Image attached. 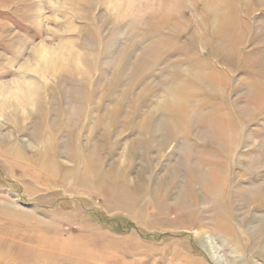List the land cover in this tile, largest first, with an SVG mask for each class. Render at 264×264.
<instances>
[{
    "label": "rangeland",
    "instance_id": "obj_1",
    "mask_svg": "<svg viewBox=\"0 0 264 264\" xmlns=\"http://www.w3.org/2000/svg\"><path fill=\"white\" fill-rule=\"evenodd\" d=\"M1 101L0 264H264V0H0Z\"/></svg>",
    "mask_w": 264,
    "mask_h": 264
},
{
    "label": "bare ground",
    "instance_id": "obj_2",
    "mask_svg": "<svg viewBox=\"0 0 264 264\" xmlns=\"http://www.w3.org/2000/svg\"><path fill=\"white\" fill-rule=\"evenodd\" d=\"M39 88L40 86L37 83L29 82V84H23L18 86L17 90V105L15 101L14 109L17 110V106H23L22 108L37 106V99L39 95ZM13 101H1L0 102V114L4 113V108L8 107L10 104H13ZM24 108V109H25ZM17 113V112H15Z\"/></svg>",
    "mask_w": 264,
    "mask_h": 264
}]
</instances>
